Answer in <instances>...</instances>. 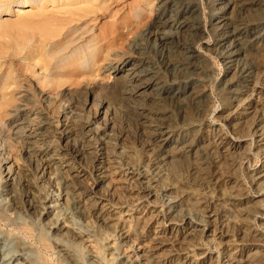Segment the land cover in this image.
I'll list each match as a JSON object with an SVG mask.
<instances>
[{
	"label": "bare ground",
	"instance_id": "1",
	"mask_svg": "<svg viewBox=\"0 0 264 264\" xmlns=\"http://www.w3.org/2000/svg\"><path fill=\"white\" fill-rule=\"evenodd\" d=\"M102 1L104 0L17 1V6L14 8L10 6V12L8 11L9 13H7L8 15H13L14 12H23L21 14L18 13L20 16L23 15V19L20 16L21 19H18L17 15V20L21 21V24L16 20L19 25H14L15 27L12 22H10L11 24L9 22L4 23L6 26H3L7 27L8 24L12 25L13 28L19 26L20 30L24 29L28 32L31 27L29 26L30 28L28 29H25V27H27L28 23H32L33 29H30V32L33 30L32 33L37 34L36 32L39 31L38 34L41 33L42 38L45 36L46 40L47 38L53 39L54 42L57 40L55 43L56 47H62L57 45L58 41L63 36H66V44L69 40L71 44H74H72L73 46L76 45V41H78L77 43L81 42L84 46L83 49H87L85 51L89 53L96 45L102 44L101 35L96 34V32L92 34L93 36L87 35L86 33L88 32L86 31L89 28V24L88 27H85L87 28L86 31L83 27L79 28V30H84L83 32H77L78 28L76 30V26L74 25L78 22H84L82 23L83 25L92 22L95 18L91 19V14L95 13V11L99 12L98 8V10L94 9L95 3ZM160 2L159 9H162V11L153 22L151 31H149L151 35L149 36L162 46L167 49L178 48V50H181L180 45L184 42L182 36L195 39L205 33L201 24L196 25L192 22L198 20L200 17L199 6L188 0H162ZM215 2L220 7L214 17L216 21L214 31L221 32L218 43L222 49V58L226 62L228 66L227 70L232 76L237 77L239 75L241 78H244L242 84L233 83L231 80L224 82V90L229 96L227 99V110L225 111L227 113V120H238L240 123L244 119L246 121V118L252 119L248 122V126L250 127L248 130L249 134L258 135L259 152H264V72L261 67L255 68L248 60H245V63L243 62L246 57L248 59L250 50H259L262 47L264 49V0H215ZM37 4H40L38 6L40 8L37 7ZM49 4H60L62 7L66 5V7L59 10L56 9V13L55 9L53 8L52 10L51 6V8L49 7L51 10H49ZM35 7L38 8L35 9L37 11H31V9H29L30 11L28 10L29 12L23 11L25 8ZM13 10L15 11L13 12ZM24 12H26V15L28 14V20L24 17L26 16ZM239 12L240 14L254 12L257 17L251 20L241 18L237 15ZM229 13L232 16H228ZM36 18L37 20H35ZM33 20L34 22H32ZM92 25L90 24L91 27ZM9 28L12 32L13 28L11 26ZM34 28H37L38 31H35ZM94 28L91 30L93 31ZM20 30H17L18 34H20ZM13 32L16 31L13 30ZM30 32L28 33L31 35ZM16 34L17 39L21 37ZM25 34L23 35L24 37ZM37 36H40V34ZM36 37L34 36V38ZM87 40L90 46L84 44ZM60 42V45H63V41ZM68 44L67 48L63 45L65 50L69 48ZM183 45H186V48L183 49H187L189 58L196 60V62H201V56L193 48V45H190L188 41L184 42ZM81 47H78L76 50L73 49L74 53H77ZM89 47H91L90 51H88ZM101 49L95 54L96 59L94 53L93 55L87 54V52H83L84 50H81L76 56H68L70 60V63L68 61V66H71V70H69L72 71L73 69L75 73L74 70L78 69L81 65L83 67L87 61V57L91 55L88 60L90 68L98 67L96 70L101 71L103 68H101L102 64L100 63H102L104 57V50L102 49V51ZM65 50H62L63 54L69 51V49ZM121 58L122 60H119V63L114 62L106 67L107 71H113L112 75L114 76L112 85H109L108 88L113 89L118 87V85H122L121 89L123 96H125L124 100L127 101V106L124 104L117 105L108 96L95 95V92L92 91L85 92L82 88L74 92L63 91L57 96V94L47 93L39 87L40 98L42 97L43 99L41 100H45L48 107L54 105L55 102L60 103V114L62 115L61 119L64 118V126L55 127L54 123L49 120V115L46 116V114L45 122L49 121L38 127V129L34 128L32 123L40 119L37 116L41 115V110L39 111L38 109L39 112H37L36 109H31V105L34 106L35 104V96L32 92L23 90V95H21L22 102L14 108L13 117L8 123V130H3V132L1 130L3 127L0 129V220L4 219L11 225L17 226L26 223L28 219L25 218L31 215L30 219L33 220L32 223H34L36 228L40 227L39 237L49 239L55 245L54 247L61 255L60 257L63 258L62 260L65 264H152L153 261L167 264L165 260L163 261L164 255L162 254L165 253L163 250L169 244V236L181 235L185 237V235L189 236L198 231H206V229H201L199 227L201 224L195 223L189 215L179 213V205L177 204L180 198L178 195L176 196V191H178L177 189L180 191L181 189L186 190V188L192 186V183L187 178L178 177L176 171L171 167V164H177V161L182 159L193 158V161L194 158L197 159L199 150L196 148L200 146L199 143H203L204 138L196 135L197 130L184 134L178 132L170 122L155 114V109L153 110V108L166 101L179 102L185 99H190L199 106V104H204L208 100L207 91L200 92L195 87L185 89L169 88L155 67L143 58H136L134 55H125ZM68 59L66 57V60ZM90 59H95L94 64L91 63ZM58 60L60 61L61 59L58 58ZM40 61L39 64L41 63ZM90 68L89 73L95 74L96 70L94 69L95 72H90ZM68 74H72V72ZM254 77L255 79H261V87L256 85ZM253 89L254 95L257 98L252 97L253 94L250 95V91ZM89 94L90 96L93 94L94 99L87 106ZM79 105H83L84 107L86 105L88 111L81 113ZM244 105H250V110L246 115L238 117L237 111ZM133 106L138 108L135 110L138 111L140 116L142 135L147 138L152 147L151 171L139 172L137 169L132 168L129 163H126L128 165L122 163L116 152H114V149L119 148L124 135L115 134V123L113 117L111 119L108 113L110 115H117L121 111L122 113L124 111L127 112L126 109H130ZM103 110L106 111V115L104 116L106 123L104 124H102L103 122H99V117L103 113ZM42 115L41 117H43ZM36 118L37 120H35ZM53 126L57 128L54 129L57 130L54 133L60 131L59 134L62 141H67V146L70 144L69 147L71 146V148L67 147V149L60 150L64 147L59 148L57 145L54 146L53 141L51 143L48 141L49 139H46V134L50 132ZM68 132L74 133L72 142L70 141L71 135L69 134V136ZM52 135L53 133H51V137ZM22 138L25 140L22 142L26 143H24L25 149L23 154L29 158L28 169L24 165H19L10 154L15 143L14 141H20ZM215 138L217 143L215 144L220 147H225L228 144L226 148L228 155L230 154L229 152H234V150L247 151L248 149L244 143L232 141L225 134H219ZM42 142V146H45L44 143L46 142L47 144L50 142V144L42 149V147L39 148ZM59 156H61L60 159L63 166V169L62 167L61 169L67 172V175L64 177L65 172L63 173L60 170L61 176L63 173L62 177L64 179H61V182H59L61 184H57L56 186L55 182L51 180V176L54 172H52L53 166L56 164ZM72 159L73 163L71 164ZM81 160L84 162L89 161L95 173L90 174L81 165L77 166L78 162L81 164ZM196 167L198 166H194V169H198V172L201 173V167ZM191 170L192 168L187 170L188 175L191 174ZM30 171L31 173H29ZM116 175L119 176L117 180H122L125 186L128 187L126 189L130 190V193L135 196L134 198L137 199L138 205L146 203L143 205V210L147 212L142 221L143 223L146 222V225L142 226L143 223L141 224L140 221H137L139 220L136 216L138 207L136 209L129 207L130 209L126 212L124 210L117 211V206L124 204V202L120 196L121 193L119 195L117 191V186L121 184H115L117 181L114 176ZM258 175L253 176L254 182L257 184L264 179V174ZM125 186L123 185V188ZM125 193L127 194V191ZM159 195L164 196L166 199L168 205L166 210L155 209L151 204L150 199ZM71 206L78 215L89 214L95 217L100 225L104 227L102 231L108 228L113 230L116 238L120 240L119 242H115L112 247L114 248V253L112 254V256L115 255L114 259L105 257L102 249L98 254L88 253L90 242L92 241L91 235L75 225L70 213H68V208ZM11 211H13L12 214L10 213ZM123 215L131 218L130 224L122 217ZM208 215L210 219L214 220L219 217L218 214L214 213ZM146 217L149 218L148 221L145 219ZM210 222L211 220L207 224ZM179 223L182 226L184 225V227L177 229L176 227L180 226ZM161 225H167V228L165 230L156 229L155 231H151L152 227L158 228ZM7 234L3 230H0V264H37L31 260L33 255L31 245L21 243L17 241L16 237H10ZM251 235L259 242L256 245L257 248L249 251L236 244H229L228 248L233 252L234 258L228 259V264H238V262L241 264H264V236L254 230ZM258 252L262 253L263 259L259 257ZM210 253L209 251L197 253V256H202L204 260L208 259V262L212 264L215 261V256L213 257V254ZM216 260H218L217 257ZM197 262L199 261H191L190 256L186 254L183 258H178V261H174V264H198Z\"/></svg>",
	"mask_w": 264,
	"mask_h": 264
},
{
	"label": "rangeland",
	"instance_id": "2",
	"mask_svg": "<svg viewBox=\"0 0 264 264\" xmlns=\"http://www.w3.org/2000/svg\"><path fill=\"white\" fill-rule=\"evenodd\" d=\"M14 1L16 0H0V129L3 127L1 129L2 131L8 130L9 120L13 117V110L22 102L21 95H23V90H28L33 93L35 96V104L34 106L31 105V109H36L37 112L41 110L40 113L41 115L43 114L42 116L44 117H41L40 114L39 117L37 116V118L41 120L38 119V121L37 118L35 119L38 123L36 121L33 122L34 124L36 122L35 125L32 123L34 128L36 127V129H38V127L44 123L46 124L49 120L54 123L53 125L55 127L64 126L65 121L64 118L61 119L62 115L60 114V103L55 102L54 105L48 107L45 100H41L43 99L42 97L40 98L39 87L44 89L47 93L57 94V96L63 91L74 92L82 88L85 92L92 91L95 92V95L108 96L110 100L117 105L124 104L127 106V101L124 100L125 96H123L121 89L122 85H118V87L113 89L108 88L109 85H112L111 83L114 76L112 75L113 71H107L106 67L114 62L119 63V60H122L121 57L125 55H134L136 58H143L155 67L156 71L159 72L158 74L160 77H163V80H165L169 88L185 89L195 87L197 91H207L209 96L204 104H199L200 107L190 99H185L179 102L166 101L157 105L156 108H153V110L155 109V114L170 122L178 132L184 134L197 130L196 135L204 138L203 143H199L200 146L197 145L198 148L196 149L199 150L197 159L194 158V161L193 158L187 160L182 159L177 161V164H171V167L176 171L178 177L182 176V178H187L192 183L190 188L188 187L186 190L181 189V191L177 189L178 191H176V196L178 195L180 198L177 204L179 205V213L182 215H189L195 223L201 224L199 226L201 229H206V231H198L189 236L185 235V237L181 235L169 236V244L163 250L165 253L162 254L164 255L163 261L165 260L167 264H174V261H178V258H183L188 254L191 261H199L197 262L198 264H211L208 262V259L204 260L202 256H197V253L209 251L211 252L210 254H213V257L215 256V261L212 264H228L227 260L234 258L233 252L228 248L229 244H236L249 251L257 248L256 245L259 244V242L251 234L254 230L260 232L264 236V179L257 184L254 182L253 176H257L258 174H260L258 176H261L264 174V152H259V144L257 143L259 140L258 135L249 134L248 130L250 127L248 126V122L252 119L246 118V121L244 119L243 122L240 123L238 120H227V113H225V111L227 110V99L229 96L224 90V82L231 80L233 83L237 82V84H242L244 78H241L239 75L237 77L232 76V74L228 72V66L222 58V49L218 43L221 32L214 31L216 24L214 17L220 7L217 2H215V0H188L199 6L200 17L198 20L192 22L196 25L201 24L203 30H205V33L195 39L182 36L183 41H188V43L193 45V48L200 54L201 62H196V60L189 58L187 49H183L186 48V45H183L184 42L180 45L181 50H178V48L167 49L149 36L151 35L149 31H151L153 22L162 11V9H159L160 1L162 0H104L95 3L94 9H99V12L95 11V13L97 12L96 15H94L95 13L93 12L94 14L92 13L90 17L91 19L95 18L94 20L95 22L97 20V22L95 23L93 20L92 22L85 23V25L82 24L84 22H78L75 23L74 26H76V30L78 28L77 32H83L84 30L86 31L87 28L85 27H88L89 24V28L86 31L88 33L86 34L93 36L92 34L96 32V34L101 35L102 44L96 45L97 47L100 45L98 49L96 46L92 48L93 52L91 47H89L88 51H91L88 53L85 51L87 49H83V43H77L78 41H76V45L73 46L74 44L72 43V45L71 41L68 39V43L70 44H67L70 52H64V54V47L67 46L66 36H63V40L57 38L59 40L57 45L62 47L64 45V47H56L55 43L57 40L54 42L53 39L47 38L48 41L50 40V42L53 43L51 44L44 38L45 36L42 38L41 33H39L40 36H37L39 35L37 28H34L35 31H38L36 32L37 34H33V30L30 32V29H33L31 26L32 23H28L26 20L28 25L24 27L25 29L31 27L29 31L27 30L31 35L24 29L20 30L19 26H17V28H19L17 29L9 25L11 24L10 22L13 23V26L17 25L19 22L17 20V15L18 13H23L14 12L15 9L13 12L16 15H8L10 6L12 8L16 7L18 4L17 1L21 2L22 0ZM8 2H10V4L7 5ZM77 4H79V2H77ZM38 6H40V4H37V7ZM50 6L52 10L53 8L55 9L56 13V9L59 10L66 7V5L62 7L60 4H49L48 8ZM37 7L25 8L23 11H28L29 9L33 11L40 8ZM50 8L49 10H51ZM24 13V15H26V12ZM237 15L241 18L250 20L257 17L254 12H245L244 14H240L239 12ZM19 16L20 15H18V19H23V15L20 16L21 18ZM26 16L24 17L28 20V14ZM228 16H232L231 13H229ZM16 20L18 22H16ZM35 20H37V18ZM8 22L9 26L7 25V28L4 23ZM32 22H34V20ZM90 24H93L92 27ZM10 26L13 28L12 32L9 28ZM81 27L84 28L83 31L79 30ZM92 28H94V32L91 30ZM16 29L18 31L20 30V34H18ZM13 30L16 32H13ZM90 30L91 32L89 33ZM4 32L5 34L3 35ZM16 33L21 36L18 37V39H21L18 40L16 38ZM24 34L25 37L23 36ZM32 34L37 37L34 38ZM60 41H63V45H60ZM105 43L107 44L103 45ZM84 44L89 45L90 43H88L87 40ZM80 46L82 47L77 53H80L83 49L84 51H82L85 53L87 52V54L93 55L94 53V57L97 51L103 47L102 49L105 52L101 49L104 53L103 61L100 63L102 64L101 68H103L101 71L96 70L98 67L95 68L92 66L93 68H90L91 66H89L90 62L88 60L91 55L86 59L87 64L84 62L85 65L83 67L81 65L78 69L74 70L75 73L73 69L70 71L71 66H68V61L70 63L68 56H76L77 53H74V50ZM249 53L248 59L246 57L243 62L245 63V60H248L255 68L261 67L264 72L263 47L259 48V50L252 49ZM62 55L63 57L65 56V60ZM57 56L64 62L61 60L59 61L58 58H56ZM66 57L68 60H66ZM95 59H90L91 63H93ZM39 61L41 62L40 64ZM89 68L91 69L90 72H95L94 69L96 70L95 74L93 73L94 75L89 73ZM68 70L70 73L72 72V74H68ZM260 78L255 79L254 77L258 87H261L262 83ZM254 93V89L250 91V95L253 94L252 97L257 98ZM93 99V94L91 96L89 94L87 106ZM87 106L85 105L84 107L83 105H79V111L81 113H86V111H88V109H86ZM243 107L237 111L238 117L246 115L250 110V105H244ZM135 109L138 108L133 106L130 109H126L127 112L124 111L126 114L124 112L123 114L122 111H119L120 113H117V115H110V113H108L111 119L113 117L115 134L120 136L124 135L119 148L114 149V152H116L122 163H129L132 168L137 169L139 172L151 171L152 167L150 165V160L152 147L147 138L142 135L140 116ZM45 115H49V120L47 122H45ZM105 115L106 111L103 110V113H101L99 117V122H103L102 124L106 123L104 120ZM41 121L44 122L42 123ZM54 126L51 129L52 131L50 130V134H46V139H49L48 141L51 143L53 141L55 144L54 146L57 145L59 148L64 147L60 150L67 149L70 144L67 146V141H62L59 134L60 131L54 133L57 131L54 130L57 129ZM51 133H53L52 137ZM216 134H225L232 141L244 143V145H247V151L234 150V152H229L230 154L228 155V152H226L228 144H226L225 147L216 145ZM68 135L72 142L74 133L68 132ZM22 141L25 140L22 138L20 141H14L15 143L10 154L19 165H24L28 169L27 165L29 164V158L23 154L26 143ZM50 142L48 144L47 142L44 143L45 146H42V142L39 148L42 147L43 149V147L48 146ZM69 148H71V146ZM69 151H71V149H69ZM60 158L61 156L58 157L56 164L53 166L54 170L52 169V172H54L51 176V180L55 182L56 186L57 184L60 185L61 183L59 182H61V179H64L67 175V172L62 170L63 166ZM72 163L73 159L71 161V164ZM80 165L90 174L95 173L89 161L84 162L81 160V164L78 162L77 166ZM194 166H198L196 168L201 167V173L198 172V169H194ZM189 168H192L190 175H188L187 172ZM29 169L31 170V168ZM60 170H62L61 172L63 173L65 172L64 177H62L63 173L61 176ZM29 173H31V171ZM58 175L60 176L58 177ZM55 177L56 179H54ZM114 177L117 181L115 184H121L119 185L120 187L117 186V191L119 195L121 193L120 196L124 202V204L117 206V211L124 210L126 212L130 208L136 209V207H138L136 216L139 220L137 221H140L142 224L143 218L146 216L147 212L143 210V205L146 203L138 205L137 199L134 198L135 196L130 193V190L126 189L128 187L125 186V183H123L122 180H120L121 182L117 180L119 179L118 175ZM122 184L125 188H123ZM126 191L127 194L125 193ZM129 194L130 196H128ZM150 200L155 209L166 210L168 206L164 196L159 195ZM10 213L12 214L13 211ZM68 213H70L73 222L79 229L91 235L92 241L90 242L88 253L98 254L102 249V253L105 257L114 259L115 255L112 256L114 248L112 247L115 242H119L120 240L116 238L113 230L108 228L102 231L104 227L100 225L95 217L89 214L78 215L72 206L68 208ZM210 213L218 214V219H210L208 215ZM122 217L125 218L128 224L131 223V218L125 215ZM30 218L31 215L25 218L28 219L26 223L17 226L11 225L6 220L1 219L0 230L8 233L10 237H16L17 241L21 243L31 245V249H33L31 260L35 263L65 264L62 260L63 258L60 257L61 255L54 247L55 245L49 241V239H42L39 237L40 227L36 228L34 223H32L33 220ZM145 219H147V221L149 220L147 217ZM210 220L211 222L207 224ZM144 225H146V222L142 224V226ZM179 225V227H176L177 229L184 227V225L182 226L180 223ZM166 226L161 225L158 228L152 227L151 231H155L156 229L165 230L167 228ZM258 253L259 257L263 259L262 253ZM216 257L218 260H216ZM152 264L160 263H158V261H153ZM238 264L241 263L238 262Z\"/></svg>",
	"mask_w": 264,
	"mask_h": 264
}]
</instances>
